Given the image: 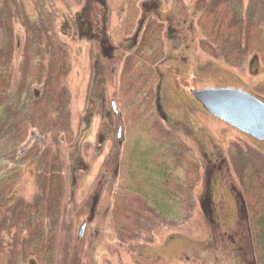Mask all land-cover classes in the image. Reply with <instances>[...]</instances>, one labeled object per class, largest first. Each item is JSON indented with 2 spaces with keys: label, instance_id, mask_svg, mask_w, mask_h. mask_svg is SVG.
<instances>
[{
  "label": "rangeland",
  "instance_id": "1",
  "mask_svg": "<svg viewBox=\"0 0 264 264\" xmlns=\"http://www.w3.org/2000/svg\"><path fill=\"white\" fill-rule=\"evenodd\" d=\"M127 1L52 0L49 5L59 41L70 54L69 66L63 77L65 99L59 112L60 119L67 122L70 131L68 134L62 130L51 134L31 128L18 146L17 154H22L31 145L37 144L41 149L45 144H52L63 158L64 189L55 264H255L247 239L241 187L233 171L231 156L238 147L249 152L264 180V139H257L206 112L192 101L190 89L237 87L264 100V58L244 53L241 62L232 66L222 60L216 48L203 46L208 39L198 30L195 19L210 0L139 2L145 4L139 14L153 10V2L160 3L157 14L164 24L172 23L181 29L177 42L167 40V58L161 67L165 79L162 80L160 95L164 109L167 108L171 118L177 119L175 123L179 129L183 128L181 124L185 126L188 122V128L193 131L186 127V134L199 137H189L198 152L195 154L203 158L193 187V211L180 222L143 220L136 234L129 238L120 233L110 217L117 181H112V178L107 181L112 177L110 171L104 178L101 174L106 167H111V158L121 153V147H124L123 152L127 150L132 136L123 131V141L121 135V139L108 136L107 141L103 139L100 142L97 133L106 110L102 97L106 93L117 98L118 78L108 73L106 86L102 87L95 80L88 85L90 54L97 51L98 42L103 39L101 29L105 30L107 26L109 33H121ZM24 2L27 12L33 17L32 3L30 0ZM243 2L245 13L264 22L263 0ZM85 3L89 6L88 11ZM87 21H90L91 31L86 27ZM89 32L92 37H88ZM17 35H21L19 28ZM18 59L19 48L14 52L9 96L13 94L19 76ZM177 68L180 72L174 71L176 80L171 72ZM174 81H178L177 84ZM186 106L188 111L185 114L180 110ZM200 125L203 131L199 130ZM196 130L204 135L199 136ZM209 134L212 141L217 142L213 148L220 151L213 157L206 153L212 142L206 137ZM209 157L223 163L217 167ZM38 183L32 159L23 166L21 176L10 193L12 203L18 199L35 198L40 192ZM5 214V206L0 205V222ZM83 221L84 226L78 236ZM233 244L238 248L235 249ZM25 264L39 262L28 259Z\"/></svg>",
  "mask_w": 264,
  "mask_h": 264
},
{
  "label": "trees",
  "instance_id": "2",
  "mask_svg": "<svg viewBox=\"0 0 264 264\" xmlns=\"http://www.w3.org/2000/svg\"><path fill=\"white\" fill-rule=\"evenodd\" d=\"M140 1H127V32L142 16ZM30 2L33 17L24 0H0V205L6 212L0 222V264H25L28 259L55 264L63 200V158L58 150L52 144L41 149L35 144L17 154L31 128L51 134L70 131L59 117L69 50L59 41L49 6L52 0ZM195 24L208 39L203 46L216 48L232 66L245 54L264 58V22L245 13L243 0H210ZM139 36L134 51L125 58L117 85L125 132L132 137L127 150L116 155L122 178L116 182L110 217L127 238L136 234L143 220L180 222L189 217L199 177L197 155L179 135L164 128L152 104L157 79L154 63L163 52L162 21L145 17ZM17 48L19 76L9 96ZM32 159L40 192L32 200L12 203L10 193L23 166ZM231 164L241 187L250 252L255 264H264V180L242 148L234 149Z\"/></svg>",
  "mask_w": 264,
  "mask_h": 264
},
{
  "label": "flooded vegetation",
  "instance_id": "3",
  "mask_svg": "<svg viewBox=\"0 0 264 264\" xmlns=\"http://www.w3.org/2000/svg\"><path fill=\"white\" fill-rule=\"evenodd\" d=\"M144 5H145L144 3H139L140 8H144ZM121 6H123V5H120V7ZM84 7L87 10L89 6L87 5V3H85ZM153 7H154V8H152L153 10L150 9L147 12H141L140 15H142V16L140 19L137 20V24L139 26L141 24L140 27H142L143 19L147 16L148 17L152 16L156 19H159L163 23V39H162L163 52H162V55L160 56V58L157 61H155V63H154L155 71L157 73V79L154 83V96L152 98V104L154 105V108H155V111L158 115L159 121L164 126V128H166L169 131H173L175 134L179 135L183 140H185L187 142L189 147L196 153L197 152L196 147L194 146L192 140L190 142L189 137L191 139H194L195 137L199 139L198 135H196V134L193 135L192 133H190V136H189L186 134L187 133L186 127L188 128V122L185 124V126H184V124H181V126L183 125L182 126L183 128L179 129L180 127L177 125V123H175V120H177V119L171 118V115L168 114L166 111L167 108L164 109V106H163L164 103H162V97L160 95V93H161L160 88L162 85V80L165 79L164 73L161 71V67H162V63L167 58V54H166V52L168 50L167 40L168 41L169 40L170 41L175 40L177 42L179 40V38L181 37V32H180L181 29L172 23H165L164 24L163 19H160L161 17H159L157 14L158 8H161L160 3L153 2ZM107 15L108 14L106 13L105 20L107 19ZM86 16H87V14H86ZM138 25H135L133 28H131L129 30V32H127V30L124 26V22H122L121 33L118 32V34H115L112 32H110L111 33L110 34L107 26H106L105 30L101 29V36L104 33L103 39L101 41L99 40V42H98L99 46H98L97 51H95V52L91 51V54H90L91 55L90 58L92 61H91V68H90L88 85H90L92 83V81L95 80V82L97 84L99 83V85H101L102 87H104V85L106 86V78H107L106 75L108 73L111 75L114 74L118 78V81H119V74L122 70L125 58L127 57V55L131 54L134 51L135 47L137 46V43H138V40L140 37L139 36L140 30H141ZM86 27L87 28L89 27V29L91 31L92 28L90 25V21H87ZM192 29H194V27H192ZM88 37H92L91 32L88 33ZM170 48H171V46H170ZM174 56L176 57V55H174ZM174 71L180 72L179 68L174 69L171 72L173 75V78L176 79L175 78L176 73ZM118 81H117V85H118ZM177 82L178 81H176L175 84H177ZM192 90H194V89H190V96L192 97V101L197 103L199 106H202L201 102L193 95ZM102 100H103V105L105 106L106 110H105L104 115H102V119H101V123H100V129L98 130V133H97L99 138H100V142L103 141V139L105 140L108 136H112V137L114 136L115 139H118V138L121 139V135L123 136V138H122V141H123V139L125 137V134L124 135L122 134L123 131L125 132L124 116H123V110L121 108V105H120L118 98L115 97V99H114L113 97L107 96L106 93H104ZM115 101H116V103H115ZM117 102H118V107H117ZM189 109H191V108H189ZM202 109H204L206 112H208L203 106H202ZM180 111L181 112L185 111V114H186L188 111L187 106H186V108L181 107ZM209 114H211V113H209ZM212 116H214V115H212ZM215 117H217V116H215ZM217 118H219V117H217ZM181 123H182V121H181ZM202 129H203V126L200 125L199 130H202ZM112 130H114V132ZM189 130H190V132L193 131L192 128H190ZM183 131H185V132H183ZM111 132L114 133V135H110ZM196 132L199 133V131H197V130H196ZM200 135L203 136L204 133L200 131L199 136ZM206 137L208 138L209 141H212V137L210 134L206 135ZM105 141H107V140H105ZM200 144H202L201 139H200ZM216 144H217L216 141H212L211 145H210V147H211L210 150L206 152V153L212 154V157L214 156L215 153L220 154L219 150H216L213 148V146H215ZM123 148L124 147H121V150ZM116 149L118 150L119 147L116 146ZM121 153H122V151H121ZM121 153L118 155L120 156ZM196 154L198 155V152ZM197 158L199 160V167H200V165L203 163V158H201L199 156ZM209 158L211 159V157H209ZM116 159H117L116 157H112L111 163H110L111 167L110 168L106 167L101 174V177L104 178L105 177L104 175L107 173V171H110L112 177H108L107 181L109 180V178H112V181L115 179H116V181H118L122 178L120 160H119V158H118V160H116ZM211 160H213V159H211ZM213 163L217 167H220L223 162L221 163L220 160L218 162H215L213 160L212 164ZM232 241H234V240L232 239ZM233 245H234L235 249L238 248L237 244H233Z\"/></svg>",
  "mask_w": 264,
  "mask_h": 264
},
{
  "label": "water",
  "instance_id": "4",
  "mask_svg": "<svg viewBox=\"0 0 264 264\" xmlns=\"http://www.w3.org/2000/svg\"><path fill=\"white\" fill-rule=\"evenodd\" d=\"M192 93L212 115L257 139H264V100L261 98L230 86L198 87ZM83 226L84 221L80 224L78 236Z\"/></svg>",
  "mask_w": 264,
  "mask_h": 264
}]
</instances>
